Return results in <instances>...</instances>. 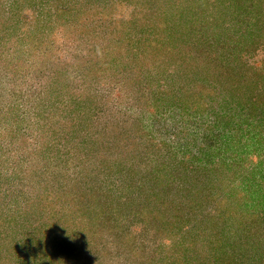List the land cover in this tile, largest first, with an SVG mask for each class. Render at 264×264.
I'll return each mask as SVG.
<instances>
[{"label":"rangeland","instance_id":"1","mask_svg":"<svg viewBox=\"0 0 264 264\" xmlns=\"http://www.w3.org/2000/svg\"><path fill=\"white\" fill-rule=\"evenodd\" d=\"M261 77L264 0H0V264H264Z\"/></svg>","mask_w":264,"mask_h":264},{"label":"trees","instance_id":"2","mask_svg":"<svg viewBox=\"0 0 264 264\" xmlns=\"http://www.w3.org/2000/svg\"><path fill=\"white\" fill-rule=\"evenodd\" d=\"M201 36V35H200ZM205 36V35H204ZM204 40V41H203ZM203 40H202V42L201 43H208L207 44V46L209 47V48H211V45H210V42H209V40H208V38H206V37H203ZM219 45H220V43L216 46V52L218 51V47H219ZM210 51V50H209ZM206 52H207V50H206ZM208 56L210 57V54H208ZM230 57V56H229ZM233 57H230L229 58V62H231V59H232ZM223 64V63H222ZM236 66V65H235ZM235 66H233L232 68H233V70L236 72L235 74H236V76H235V78L234 79H232L231 78V80H234V81H236L238 78H239V73H240V71L239 70H237V69H234V67ZM238 77V78H237ZM261 79H262V82H263V84H264V79H263V77H261ZM242 85L243 86H245L244 85V83L242 82ZM215 88H213V87H204V88H201L200 89V91H202V95H199L198 93H196V94H198V96L200 97V99H201V97H207V95L209 94L208 92H214L215 90H214ZM256 90V92H257V95H258V97L256 98V99H254L253 100V102H251V103H257V102H260L261 100H264V89H261V90H257L256 88H254V90L253 91H255ZM207 92V93H206ZM247 96H248V94H247ZM251 99V98H250ZM249 99V100H250ZM197 101H195V103H196ZM202 106H204L205 104H202V103H200ZM195 105H197V103L195 104ZM233 129H234V131H232L231 133V141L232 142H236L235 141V139H236V137H238L239 136V134H243V133H240L241 131H240V125H239V123L238 124H236V126L235 127H233ZM249 143H251V141H249ZM248 143V144H249ZM164 164V163H163ZM176 166H178V164H176ZM168 168L169 167H166V165L164 164V170H166L165 172H170V175H169V177H167L166 176V174H164V175H162V178H170V179H174L176 176H178V174L177 173H175L174 171H172V170H168ZM159 176H161V175H159ZM256 174L254 173V174H252V175H250V177H249V179L251 180H254V181H256ZM264 176H261L259 179H262ZM177 178V177H176ZM164 180V179H163ZM165 180H168V179H165ZM141 186H143V185H141ZM139 187L140 188V190L142 189V187ZM138 195V200H136V202H134V203H136V207H138V206H142V209H140L139 210V215H141V216H143L145 219H146V217H149V215L152 213V211H148V208L146 207L148 204H150L149 203V197L148 196H145V195H143V193H138L137 194ZM107 196H108V194L106 193V192H104V191H100V193H99V195L95 198V197H93L92 198V202H91V209H92V211L93 210H95L94 212H93V214H92V216H97V214L99 213V212H97V210L99 209V207H101L102 206V202H100L101 201V199H103V198H105L106 200H107ZM95 207V208H94ZM94 208V209H93ZM102 210H103V208H102ZM135 211H134V213L136 212V208L134 209ZM60 217H62V216H60ZM106 217H108V219H105V220H102V218H100L97 222L96 221H94V220H90V222H93V224H92V226H98L99 227V224L101 225V224H104L106 227H107V225L109 224H111L110 222H111V218H110V216L109 215H107ZM180 217V216H179ZM180 218H182V217H180ZM142 228V227H141ZM108 229V228H107ZM181 229V227H179L178 225H177V230L179 231ZM95 232V234L96 233H98L99 234V231L98 230H94ZM121 236H124V238L123 237H121ZM143 235H141V234H138L137 232L134 234V235H131V234H119L117 237H115V239H117L118 238V241H122V240H124V242L125 243H128V245L130 246L131 244H133V247H135V246H137V245H139L140 243H139V240L141 239V237H142ZM142 243V242H141ZM125 254H129L128 252L127 253H125ZM130 257H136V256H134L133 254L132 255H130V256H128V257H125V258H130ZM122 259V258H121ZM120 259V260H121Z\"/></svg>","mask_w":264,"mask_h":264}]
</instances>
